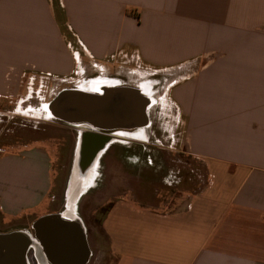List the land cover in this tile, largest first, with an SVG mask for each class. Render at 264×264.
Here are the masks:
<instances>
[{
  "label": "crops",
  "instance_id": "1",
  "mask_svg": "<svg viewBox=\"0 0 264 264\" xmlns=\"http://www.w3.org/2000/svg\"><path fill=\"white\" fill-rule=\"evenodd\" d=\"M6 30L0 92L10 70L67 75L75 61L85 74L84 59L106 77L96 80L124 85L97 62L130 46L159 70L137 75L174 71L179 78L165 91L185 116L186 155L201 165L169 166L170 182L160 171L167 166H146L158 181L142 171L140 198L110 203L101 223L106 263L264 264V0H0V44ZM101 85L110 84L92 90L88 80L77 88ZM133 87L153 101L148 81ZM145 139L140 130L136 140ZM182 170L204 179L164 198V190H179ZM54 187L48 149L0 153V229L53 214L40 211L55 204Z\"/></svg>",
  "mask_w": 264,
  "mask_h": 264
},
{
  "label": "rangeland",
  "instance_id": "2",
  "mask_svg": "<svg viewBox=\"0 0 264 264\" xmlns=\"http://www.w3.org/2000/svg\"><path fill=\"white\" fill-rule=\"evenodd\" d=\"M62 32L64 34L63 39L66 43L69 41L71 47L75 50L77 45L73 43L70 34L65 29ZM7 34L8 30L4 35V41L6 42L0 44V49L3 48L5 51L10 47ZM127 48L134 49L136 47L130 46ZM2 53L4 52L0 51L1 55ZM81 64L86 68L85 74H80L79 67L77 69L78 64L75 61L72 72L67 75L44 73L34 69H23L16 72L10 70L6 74L8 78L6 89L4 92H0V153L15 151L25 145H37L48 149L51 154L52 176L55 185L53 191H58V194L54 193L53 202L55 204L42 207L40 213H46L48 209L53 211L51 213H62L66 209L67 189L73 173L78 129L57 120L46 118L47 114L44 112L46 103L36 96L45 94V101L47 102L60 90L74 88L77 85L79 87L82 82L90 80L89 78L106 79L103 75L98 76V73L89 67L87 60L84 59ZM97 64L101 65L105 74L121 79V84L139 86L141 83L148 81L151 90L149 95L153 96V103L148 111L150 123L144 129L146 139L140 141L133 138H122L111 143L97 163L95 176L91 184L76 201V213L82 218L85 227H87V241L92 250V256L87 264H108L104 261L108 259V256L101 252L108 244L101 223L104 213L110 207V203L122 197L131 200L140 198V176H142V171H148L146 177L151 182L158 181V177L150 173L151 169L146 166L155 168L167 166L160 171L167 170L164 175L166 180L170 182L175 180L174 176L176 174L175 172L171 174L170 169L176 171L175 167L179 165L188 166L191 164L199 167L201 163L195 160L191 162L189 156L186 155L185 116L172 93L165 91L172 81L179 79L176 78L174 71L163 72L158 75L140 74L139 76L133 70L131 64L113 63L107 58L104 61L97 62ZM23 73L24 75H22ZM31 73L44 74L48 78L42 85H39L38 78H36L30 84L32 97L20 102V99H23L26 95L29 96L27 94L29 90L27 76ZM161 97H166L162 103ZM198 175H200L198 178L192 177V179L190 175L182 170L179 177L180 183L177 184L179 190L176 192L169 189L164 190V193L166 192L164 198L174 199V196L180 195L184 189H191L187 187L188 184H193V188H196L197 181L201 183L204 179L201 174L198 173ZM191 179L193 181H190ZM58 195L61 199L57 201ZM16 229L32 232L30 224L23 226L19 223L14 224L12 227L1 228L0 231ZM28 258L30 264H37L32 252H29Z\"/></svg>",
  "mask_w": 264,
  "mask_h": 264
},
{
  "label": "water",
  "instance_id": "3",
  "mask_svg": "<svg viewBox=\"0 0 264 264\" xmlns=\"http://www.w3.org/2000/svg\"><path fill=\"white\" fill-rule=\"evenodd\" d=\"M152 103L149 96L133 86L101 85L98 91L74 87L60 90L46 103L44 112L46 118L78 129L80 147L78 158L76 149L73 171L76 168L87 181L96 169V162L116 141L109 135L145 129L150 123L148 111ZM31 229V233L26 230L0 233V264H30L29 252L40 264L38 249L46 264L89 261L87 232L78 216L69 218L63 212L47 214L35 220Z\"/></svg>",
  "mask_w": 264,
  "mask_h": 264
},
{
  "label": "bare ground",
  "instance_id": "4",
  "mask_svg": "<svg viewBox=\"0 0 264 264\" xmlns=\"http://www.w3.org/2000/svg\"><path fill=\"white\" fill-rule=\"evenodd\" d=\"M109 84L113 85L112 82H110ZM78 89H80V88H78ZM94 89H95V87L92 88V90H94ZM98 89L96 91H98ZM81 90H84V89H81ZM85 90L86 91H92V90H88V89H85ZM45 107H46V104H45ZM45 107H44V109H45ZM121 132H128V131H121ZM137 132H138L137 136H134V137L139 138L140 131H137ZM120 135H122V134H120ZM126 136L129 138L128 135H126ZM78 144H79V142H78ZM79 147H80V144L77 145V158H78ZM96 166H97V162H96ZM95 171H96V169L92 172V174L90 175L88 180L85 181L84 176L80 174L81 172H79L76 168L74 169L73 173L71 174L68 189H67V209H65V211L63 212V214L65 216H67L69 218H74V217L78 216L76 213V201L80 197V194L82 192H84L86 190V188L91 184V182L95 176ZM68 214H70L71 216H68ZM37 255H38L37 259L39 260L40 264H43V262L45 261L44 256L40 252L39 249L37 250ZM44 264H46V261Z\"/></svg>",
  "mask_w": 264,
  "mask_h": 264
},
{
  "label": "built area",
  "instance_id": "5",
  "mask_svg": "<svg viewBox=\"0 0 264 264\" xmlns=\"http://www.w3.org/2000/svg\"><path fill=\"white\" fill-rule=\"evenodd\" d=\"M109 61L113 62V63H121V64H131L133 70L135 71H142L148 74H155L157 72H159L158 69H155L153 67H151L150 65L146 64L142 59L141 56L139 54V52L136 49H132V50H118L117 52H115L114 54L108 56L107 58ZM24 75V73L22 74ZM28 80H29V90L27 92V94L29 96H25V99H29L32 97L31 93H32V89L30 84L36 79L38 78L40 80V84L42 85L43 82H45L47 80V76L44 74H40L37 75L35 73H31L27 76ZM39 100L43 101L44 103H47L45 101V94H42L40 96H36ZM26 101V100H25Z\"/></svg>",
  "mask_w": 264,
  "mask_h": 264
},
{
  "label": "flooded vegetation",
  "instance_id": "6",
  "mask_svg": "<svg viewBox=\"0 0 264 264\" xmlns=\"http://www.w3.org/2000/svg\"><path fill=\"white\" fill-rule=\"evenodd\" d=\"M97 79V78H96ZM96 79H90L92 82H93V87H95V85L97 84V83H99V82H102V83H110V82H108V81H112L113 79H107V80H103V81H98V80H96ZM88 84V83H87ZM89 84H90V81H89ZM88 84V85H89ZM137 133L138 132H117V133H115V134H110L109 136H114V139L115 140H118V139H122V138H125V139H137L136 137H134V136H137ZM120 134H122V135H120ZM133 134V135H132ZM126 135H128L129 136V138L126 136ZM116 136V137H115ZM111 145V144H110ZM109 145V146H110ZM106 151V150H105ZM68 216H71L70 214H68ZM86 232H87V230H86ZM35 258V257H34ZM42 258V257H41ZM36 259V258H35ZM34 259V260H35ZM45 260V259H44ZM37 261V260H36ZM45 263V261L43 262V264Z\"/></svg>",
  "mask_w": 264,
  "mask_h": 264
}]
</instances>
